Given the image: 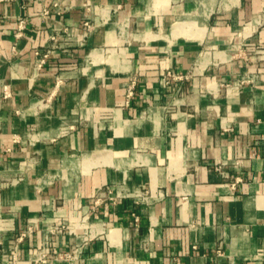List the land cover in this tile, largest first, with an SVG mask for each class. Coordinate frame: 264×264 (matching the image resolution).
Wrapping results in <instances>:
<instances>
[{
	"label": "crops",
	"instance_id": "crops-1",
	"mask_svg": "<svg viewBox=\"0 0 264 264\" xmlns=\"http://www.w3.org/2000/svg\"><path fill=\"white\" fill-rule=\"evenodd\" d=\"M260 49L264 0H0V264H264Z\"/></svg>",
	"mask_w": 264,
	"mask_h": 264
},
{
	"label": "built area",
	"instance_id": "built-area-1",
	"mask_svg": "<svg viewBox=\"0 0 264 264\" xmlns=\"http://www.w3.org/2000/svg\"><path fill=\"white\" fill-rule=\"evenodd\" d=\"M47 13H48L47 10L43 11V14H47ZM22 23L23 22L20 21L18 24V31L15 34L16 37H19L22 34L21 33V30L23 29ZM83 26L86 30H88L90 25L88 21H85L83 22ZM51 40L52 42H55L56 36H52ZM38 53H39L38 51L35 52L36 55ZM48 53L49 51H46L45 53L42 54L41 59L38 61V66H41L42 63H44V60L47 58ZM255 54L259 57V59H264V49L257 50ZM181 79H183L182 76H177V75H174L168 72L163 78V83L168 84L170 81H176V80H181ZM250 82H252V77L245 76L241 78L240 80H237L236 83L237 85H242V84L250 83ZM133 86H134V81H131L126 91L127 98L132 96ZM8 96H9V93L5 89L3 92V97L6 98ZM123 195H125V193L124 192L122 193L121 189H118L116 187H110L106 191L98 194V196L94 199L92 206L96 205L100 200L104 198H107L108 200L111 201L113 205H116L119 202V198H121ZM131 216H132L131 225L137 226V223L139 221L138 216L134 213H132ZM36 229H37L36 222L32 220L28 221L25 227L18 233L17 237L15 238L16 243L23 240V238H25L26 236L34 232V230ZM66 230H70V229H68V226L64 223H56V224L45 226L44 228H42V232H43L42 239L39 245L36 247L35 252L32 254L33 262L36 264H46L53 259L60 258L61 257L60 254L55 255V256L50 255L49 243L54 236L61 234ZM16 249H17V246L14 245L11 251V261H14L16 259ZM65 256H67V254H65Z\"/></svg>",
	"mask_w": 264,
	"mask_h": 264
}]
</instances>
